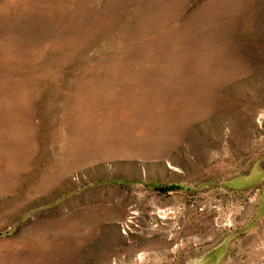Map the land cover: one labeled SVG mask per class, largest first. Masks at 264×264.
Returning <instances> with one entry per match:
<instances>
[{"label":"rangeland","instance_id":"rangeland-1","mask_svg":"<svg viewBox=\"0 0 264 264\" xmlns=\"http://www.w3.org/2000/svg\"><path fill=\"white\" fill-rule=\"evenodd\" d=\"M0 264H264V0H0Z\"/></svg>","mask_w":264,"mask_h":264}]
</instances>
